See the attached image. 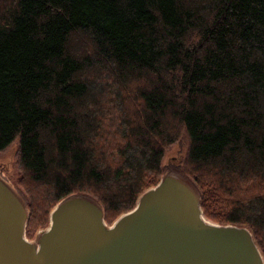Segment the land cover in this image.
Wrapping results in <instances>:
<instances>
[{"label":"trees","instance_id":"obj_1","mask_svg":"<svg viewBox=\"0 0 264 264\" xmlns=\"http://www.w3.org/2000/svg\"><path fill=\"white\" fill-rule=\"evenodd\" d=\"M184 135L204 215L264 256V0H0V151L17 140L28 236L71 194L130 210Z\"/></svg>","mask_w":264,"mask_h":264},{"label":"water","instance_id":"obj_2","mask_svg":"<svg viewBox=\"0 0 264 264\" xmlns=\"http://www.w3.org/2000/svg\"><path fill=\"white\" fill-rule=\"evenodd\" d=\"M23 197L0 175V264H264L252 231L205 217L184 177L165 173L106 224L94 199L71 194L35 241L25 236Z\"/></svg>","mask_w":264,"mask_h":264},{"label":"rangeland","instance_id":"obj_3","mask_svg":"<svg viewBox=\"0 0 264 264\" xmlns=\"http://www.w3.org/2000/svg\"><path fill=\"white\" fill-rule=\"evenodd\" d=\"M114 119H115V115L108 113V112H105V117L102 119L103 120L102 121L103 122L102 130L104 131V133L108 132V134H109L112 130L114 131L115 127H117V125L112 122V120H114ZM114 125H116V126L114 127ZM107 140L111 141L112 137L108 136ZM187 145H188V140H187L186 136L184 135L179 140H177V142L171 144L170 146H168L166 148L165 156H164L163 174L175 173V174H179L182 177L186 178L178 170L177 167L181 164L182 160L184 159V154H185ZM16 153H17V140L14 139L5 150L0 151V175L17 190V192L23 197L24 201H27L26 195L23 193V191H21V189L14 182V179H16L18 177L19 170H20L18 165H17ZM162 175H161V177H162ZM40 193H42L41 189L39 190V192L37 193L36 196L38 197V194H40ZM55 204L50 208V210L48 212L47 222L42 225L41 221H40L36 225L32 236L27 235L26 228H25L26 238H28L31 241H35L37 239V237L39 236L40 232L49 226V224H50V211L55 206ZM26 208L28 211V218H29L30 211H29L27 205H26ZM117 217H118V215L115 216L114 218H112V220H110V221L105 219V218L104 219H105L106 224L110 225ZM209 220H211V219H209ZM211 221H213V220H211ZM213 222H216V221H213Z\"/></svg>","mask_w":264,"mask_h":264}]
</instances>
